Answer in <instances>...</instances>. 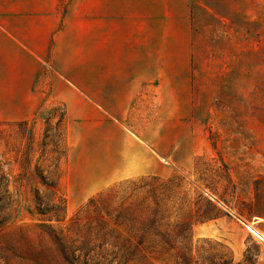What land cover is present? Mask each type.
Wrapping results in <instances>:
<instances>
[{"label":"rangeland","instance_id":"rangeland-1","mask_svg":"<svg viewBox=\"0 0 264 264\" xmlns=\"http://www.w3.org/2000/svg\"><path fill=\"white\" fill-rule=\"evenodd\" d=\"M57 8L95 21V0H59ZM141 11L140 34L125 11L137 29L112 36L122 52L146 53L147 83L124 125L169 176L119 180L84 199L69 178L64 103L45 101L27 125L0 122V178L9 182L0 188V264H202L224 258V248L235 264H264V241L247 228L264 233V0H147ZM56 62L52 54V78L62 74ZM49 86L39 80L48 100ZM41 172L49 180L60 173L65 211L43 188L34 195L29 181ZM199 196L223 216L193 227L191 253L113 254L126 239L138 245L130 211L205 212Z\"/></svg>","mask_w":264,"mask_h":264},{"label":"crops","instance_id":"crops-1","mask_svg":"<svg viewBox=\"0 0 264 264\" xmlns=\"http://www.w3.org/2000/svg\"><path fill=\"white\" fill-rule=\"evenodd\" d=\"M58 4L0 0V122H30L45 101L64 103L69 178L84 199L119 180L169 176L148 144L124 125L147 83L146 53L139 46L132 57L112 42L113 34L137 29L125 11L136 16L141 33L147 0H95V21L80 12L63 14ZM52 54L62 72L53 78ZM42 77L49 100L39 88Z\"/></svg>","mask_w":264,"mask_h":264},{"label":"trees","instance_id":"trees-1","mask_svg":"<svg viewBox=\"0 0 264 264\" xmlns=\"http://www.w3.org/2000/svg\"><path fill=\"white\" fill-rule=\"evenodd\" d=\"M21 124H29L28 122H20ZM59 168V166H58ZM38 169V168H37ZM40 170H37V172ZM58 172V169H57ZM43 172L39 173L41 179L39 181H29V185L32 186L34 195L38 198L41 188L50 195H52L53 199H57L61 202L62 208L65 211L66 197L62 193L60 186V173L57 176H54L53 179H48L42 175ZM20 178V177H18ZM154 179H160L159 177H153ZM180 176L178 174L174 175L170 178L169 182H174L179 180ZM8 182V181H7ZM5 178H0V188L1 191L5 189V185L7 184ZM34 182V183H33ZM9 183V182H8ZM22 185V181H20ZM33 184V185H32ZM39 184V187H38ZM177 189H183L184 185L180 180L178 183ZM7 189V188H6ZM201 200L204 201L207 211L201 212L200 209H193L189 207L188 209L183 211V208H176L175 211H170L168 213L167 209H162L160 207H155L153 209H148L141 213V215L136 216L135 213L130 211V220L133 222L129 230H133L131 233L133 236L137 237L138 245H133L131 240H125L124 245L117 250V253H113L114 255L119 256L118 258L122 260L124 257L121 254H129L130 257H135L138 254H141L142 257L144 251H147L150 255H154L155 257H164L168 251H174L178 254L184 253L183 250H188L190 253L192 252V230L197 224H204L211 221H215L223 216V213L210 201L204 200L202 196H199ZM191 204V203H189ZM157 202V206H158ZM129 215V214H128ZM173 217L176 218V223H170L169 219ZM128 219V217H125ZM141 218L142 224L136 228L135 221ZM3 219V218H2ZM57 221L58 218H57ZM3 221L0 219V226L3 225ZM182 225V226H180ZM228 253L224 255L222 259H215L212 257H206L205 262L202 264H235L232 259L231 252L224 248ZM117 260L115 262H120ZM246 264L251 263L250 259H245Z\"/></svg>","mask_w":264,"mask_h":264},{"label":"bare ground","instance_id":"bare-ground-1","mask_svg":"<svg viewBox=\"0 0 264 264\" xmlns=\"http://www.w3.org/2000/svg\"><path fill=\"white\" fill-rule=\"evenodd\" d=\"M247 228L260 240L264 241V233L260 230L256 229L255 227L248 225Z\"/></svg>","mask_w":264,"mask_h":264}]
</instances>
